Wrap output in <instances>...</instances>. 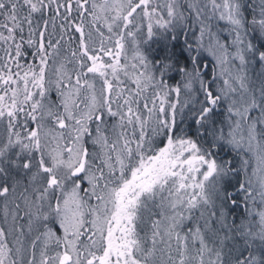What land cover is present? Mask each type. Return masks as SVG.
Wrapping results in <instances>:
<instances>
[{
	"label": "snow or ice",
	"instance_id": "1",
	"mask_svg": "<svg viewBox=\"0 0 264 264\" xmlns=\"http://www.w3.org/2000/svg\"><path fill=\"white\" fill-rule=\"evenodd\" d=\"M0 264H264V0H0Z\"/></svg>",
	"mask_w": 264,
	"mask_h": 264
}]
</instances>
